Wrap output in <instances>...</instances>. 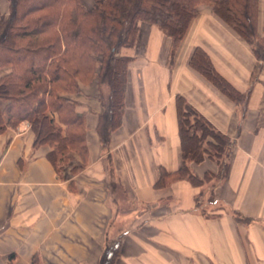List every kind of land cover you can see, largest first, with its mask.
<instances>
[{
	"label": "crops",
	"instance_id": "crops-1",
	"mask_svg": "<svg viewBox=\"0 0 264 264\" xmlns=\"http://www.w3.org/2000/svg\"><path fill=\"white\" fill-rule=\"evenodd\" d=\"M0 12L9 16L6 0ZM258 32L264 38V0ZM197 47L237 100L190 67ZM171 49L142 23L121 50L130 58L125 109L105 144L98 80L67 96L86 118L88 160L76 175L60 177L28 123L0 134V264H100L108 245L119 250L114 264H264V62L207 7L173 59ZM178 96L235 142L228 178L213 190L222 205L215 214L196 202L203 188H155L161 168L183 165ZM190 168L200 178L218 172L210 160ZM236 212L249 221L238 223Z\"/></svg>",
	"mask_w": 264,
	"mask_h": 264
},
{
	"label": "trees",
	"instance_id": "trees-1",
	"mask_svg": "<svg viewBox=\"0 0 264 264\" xmlns=\"http://www.w3.org/2000/svg\"><path fill=\"white\" fill-rule=\"evenodd\" d=\"M6 1L9 16L0 12V134L28 123L35 149H50L48 160L60 177L65 167L78 174L88 160L86 118L67 96L98 80L106 108L100 124L105 144L108 134L121 127L125 109L130 58L120 52L134 45L140 24L155 26L171 39L173 59L200 8L207 7L264 62L260 0H94L91 8L83 0ZM190 67L226 96L240 97L202 48L194 50ZM176 102L183 165L176 172L161 168L155 188L178 182L215 188L228 178L235 142L201 113L186 109L184 97ZM207 160L218 172L200 178L190 165ZM233 217L249 221L237 212ZM118 257L119 250L108 245L100 264H114Z\"/></svg>",
	"mask_w": 264,
	"mask_h": 264
},
{
	"label": "rangeland",
	"instance_id": "rangeland-1",
	"mask_svg": "<svg viewBox=\"0 0 264 264\" xmlns=\"http://www.w3.org/2000/svg\"><path fill=\"white\" fill-rule=\"evenodd\" d=\"M89 7H93L95 5L94 0H83ZM78 162V159L73 162V165H76ZM69 170L68 168H63V171ZM214 188H212V183L209 185H206L200 194L196 197V202H199V204L203 207V211L205 212H211L212 214H215L221 210V204L219 202H216L214 199L213 194ZM122 222V221H121Z\"/></svg>",
	"mask_w": 264,
	"mask_h": 264
}]
</instances>
